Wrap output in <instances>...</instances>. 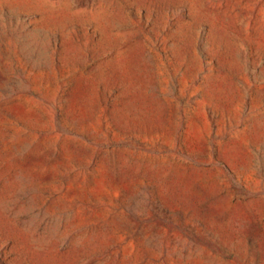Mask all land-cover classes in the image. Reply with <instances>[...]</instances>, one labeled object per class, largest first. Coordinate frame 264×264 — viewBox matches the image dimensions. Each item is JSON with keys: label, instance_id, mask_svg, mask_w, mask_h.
I'll return each mask as SVG.
<instances>
[{"label": "rangeland", "instance_id": "obj_1", "mask_svg": "<svg viewBox=\"0 0 264 264\" xmlns=\"http://www.w3.org/2000/svg\"><path fill=\"white\" fill-rule=\"evenodd\" d=\"M0 264H264V0H0Z\"/></svg>", "mask_w": 264, "mask_h": 264}]
</instances>
